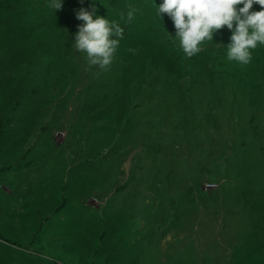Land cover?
<instances>
[{"label":"rangeland","instance_id":"374dc122","mask_svg":"<svg viewBox=\"0 0 264 264\" xmlns=\"http://www.w3.org/2000/svg\"><path fill=\"white\" fill-rule=\"evenodd\" d=\"M162 2L0 0V264H264V45L188 57ZM93 4L108 70L75 50Z\"/></svg>","mask_w":264,"mask_h":264},{"label":"clouds","instance_id":"9594fccd","mask_svg":"<svg viewBox=\"0 0 264 264\" xmlns=\"http://www.w3.org/2000/svg\"><path fill=\"white\" fill-rule=\"evenodd\" d=\"M253 5H259L260 10L250 11ZM49 6L56 12L62 7L61 0H51ZM157 7L161 19L163 13L172 20L175 38H179L181 49L188 57L200 52L202 43L212 41L215 32L224 26L231 31L226 45L230 61L248 64L252 60L249 49H256L258 43L264 45V0H163ZM134 12L135 9L127 12V21L133 19ZM96 13L94 4L91 11L80 8L76 13V18L83 23L78 25L75 34V50L86 53L89 66L108 70L124 28ZM120 15L124 17L123 13Z\"/></svg>","mask_w":264,"mask_h":264}]
</instances>
